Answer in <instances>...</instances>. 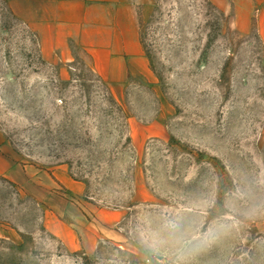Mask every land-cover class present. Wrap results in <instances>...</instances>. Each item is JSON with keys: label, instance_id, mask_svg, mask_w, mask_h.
<instances>
[{"label": "rangeland", "instance_id": "rangeland-1", "mask_svg": "<svg viewBox=\"0 0 264 264\" xmlns=\"http://www.w3.org/2000/svg\"><path fill=\"white\" fill-rule=\"evenodd\" d=\"M235 10L152 0L139 32L156 94L127 101L82 59L55 60L0 0L4 150L81 182L74 205L97 233L66 249L0 183V264H264V56ZM145 104L163 105L166 138L137 145L127 110Z\"/></svg>", "mask_w": 264, "mask_h": 264}, {"label": "crops", "instance_id": "crops-1", "mask_svg": "<svg viewBox=\"0 0 264 264\" xmlns=\"http://www.w3.org/2000/svg\"><path fill=\"white\" fill-rule=\"evenodd\" d=\"M2 1L11 17L32 30L55 60L69 63L82 59L100 81L116 90L115 98L128 101L137 92L141 96L156 94L139 32V19L148 13L152 0ZM223 1L234 3L237 22L254 30L264 56V0ZM127 114L134 144L166 138L167 114L162 104L158 108L130 106ZM4 147L0 129V183L10 187V194L20 204L37 206L43 212L45 229L66 249L92 246L97 233L74 205L83 184L61 166L35 175V170L21 164ZM104 213L112 218L122 215L119 210L96 211L94 217L108 220Z\"/></svg>", "mask_w": 264, "mask_h": 264}]
</instances>
